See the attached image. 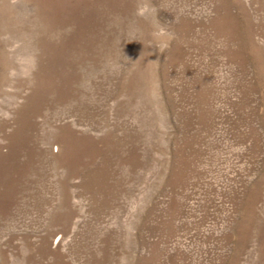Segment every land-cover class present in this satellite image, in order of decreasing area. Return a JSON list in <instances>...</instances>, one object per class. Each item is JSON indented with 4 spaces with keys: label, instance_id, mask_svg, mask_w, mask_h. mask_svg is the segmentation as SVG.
I'll return each instance as SVG.
<instances>
[{
    "label": "rangeland",
    "instance_id": "rangeland-1",
    "mask_svg": "<svg viewBox=\"0 0 264 264\" xmlns=\"http://www.w3.org/2000/svg\"><path fill=\"white\" fill-rule=\"evenodd\" d=\"M0 264H264V0H0Z\"/></svg>",
    "mask_w": 264,
    "mask_h": 264
}]
</instances>
